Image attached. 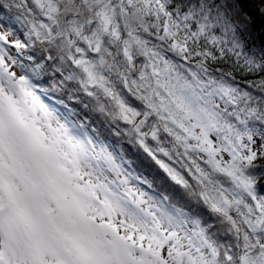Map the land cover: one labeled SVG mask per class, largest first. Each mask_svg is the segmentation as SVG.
Returning <instances> with one entry per match:
<instances>
[{
    "label": "snow or ice",
    "instance_id": "1",
    "mask_svg": "<svg viewBox=\"0 0 264 264\" xmlns=\"http://www.w3.org/2000/svg\"><path fill=\"white\" fill-rule=\"evenodd\" d=\"M0 264H264V0H0Z\"/></svg>",
    "mask_w": 264,
    "mask_h": 264
}]
</instances>
